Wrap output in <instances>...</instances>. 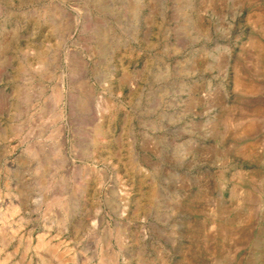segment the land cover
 I'll use <instances>...</instances> for the list:
<instances>
[{"label": "rangeland", "instance_id": "374dc122", "mask_svg": "<svg viewBox=\"0 0 264 264\" xmlns=\"http://www.w3.org/2000/svg\"><path fill=\"white\" fill-rule=\"evenodd\" d=\"M264 264V0H0V264Z\"/></svg>", "mask_w": 264, "mask_h": 264}, {"label": "bare ground", "instance_id": "6f19581e", "mask_svg": "<svg viewBox=\"0 0 264 264\" xmlns=\"http://www.w3.org/2000/svg\"><path fill=\"white\" fill-rule=\"evenodd\" d=\"M111 264H117V255L114 254L112 259H111Z\"/></svg>", "mask_w": 264, "mask_h": 264}]
</instances>
